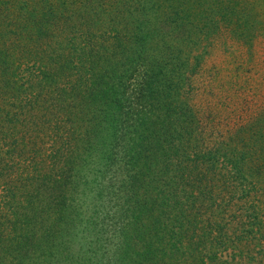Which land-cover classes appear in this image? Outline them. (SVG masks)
Instances as JSON below:
<instances>
[{
  "label": "trees",
  "instance_id": "1",
  "mask_svg": "<svg viewBox=\"0 0 264 264\" xmlns=\"http://www.w3.org/2000/svg\"><path fill=\"white\" fill-rule=\"evenodd\" d=\"M77 1L29 0L25 21L41 10L33 23L42 30ZM81 1L92 10L84 26L54 34L49 49L28 48V75L0 97V264H224L239 236L205 219L221 186L208 179L228 167L253 178L258 143H197L184 101L189 61L162 28L182 26L177 10L163 14L170 0H117V11ZM47 111L71 128L49 151L38 127L50 126ZM5 117L30 124L18 131Z\"/></svg>",
  "mask_w": 264,
  "mask_h": 264
},
{
  "label": "rangeland",
  "instance_id": "2",
  "mask_svg": "<svg viewBox=\"0 0 264 264\" xmlns=\"http://www.w3.org/2000/svg\"><path fill=\"white\" fill-rule=\"evenodd\" d=\"M103 1L105 9L117 11V0ZM25 2L29 0H0V71L2 66L12 65L5 75H14V83H9L0 72V97L14 94L15 82L26 78L30 66L26 62L30 56L28 48L32 52L39 46L49 49L57 38L53 40L54 34L62 33L64 39L73 27L84 26L92 11L89 3L84 10L78 0L69 16L48 21L44 29L38 30L33 21L39 19L41 10L25 21L27 13L34 10L30 2ZM164 6L163 14L168 18L176 15V10L180 12L176 19L182 21V26L170 19L162 28L170 36L169 45L183 48L189 61L190 81L184 101L195 113L197 143L208 150L224 142L258 143L254 167L258 171H254L253 178L247 177L243 182L232 174L231 167L210 176L211 188L218 183L221 186L212 193L215 208L205 219L220 221L226 226V233L233 238L239 236L237 248L231 246L221 253L224 264H264V151H259V146H264V0H170ZM13 103L15 106L9 99L4 104L16 107L13 110L18 113L20 104L17 100ZM45 118L50 126L45 129L38 122L44 136H40L44 142L40 145L49 151L71 128L66 125L63 129L61 119H51L48 111ZM12 120L9 125L19 124L18 131L30 124L23 117ZM2 122L8 125L9 117ZM2 197L6 195L0 186ZM85 238L83 231L76 237L82 252L89 247Z\"/></svg>",
  "mask_w": 264,
  "mask_h": 264
}]
</instances>
